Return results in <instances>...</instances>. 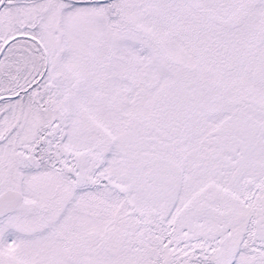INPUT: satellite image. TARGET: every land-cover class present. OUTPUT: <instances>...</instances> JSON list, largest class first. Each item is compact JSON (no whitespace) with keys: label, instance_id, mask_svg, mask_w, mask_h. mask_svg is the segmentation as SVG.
I'll use <instances>...</instances> for the list:
<instances>
[{"label":"snow or ice","instance_id":"1","mask_svg":"<svg viewBox=\"0 0 264 264\" xmlns=\"http://www.w3.org/2000/svg\"><path fill=\"white\" fill-rule=\"evenodd\" d=\"M0 264H264V0H0Z\"/></svg>","mask_w":264,"mask_h":264}]
</instances>
